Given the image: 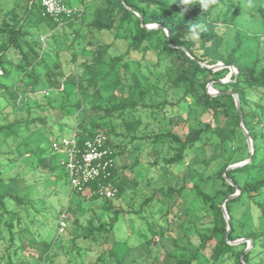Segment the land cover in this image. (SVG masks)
<instances>
[{"label": "trees", "instance_id": "16d2710c", "mask_svg": "<svg viewBox=\"0 0 264 264\" xmlns=\"http://www.w3.org/2000/svg\"><path fill=\"white\" fill-rule=\"evenodd\" d=\"M42 1L0 0V264L56 261V236L53 240L39 238V231L33 228L36 218L32 219L30 212L35 208L37 188L33 187L37 179L46 176L48 182L68 176L62 164L65 156L52 149V142L60 137L51 140L50 151L42 145L32 152L26 148L22 151L8 146L7 141L23 132L29 135L38 131L52 139L58 122L50 120L49 113L58 108L52 97L72 90V86L78 92L71 106L80 113L73 127L80 146L95 134L104 133L115 159L108 178L118 188L115 197L94 193L106 178L92 182L84 192L71 185L74 194L82 197L58 211L59 217L62 209L75 216L66 225L67 239L75 244L84 239L97 253L92 264H151L146 262L148 255H153L152 264H264V32L256 34L255 52L245 57L240 28L234 42L226 45V33L220 31L216 16L217 0H190L186 5L179 0H79V8L73 6V0H65L78 12L62 22L44 15ZM244 10L242 5H235L231 24L238 27L236 20ZM254 10L264 25V5ZM151 24L162 27L145 26ZM220 62L234 65L238 75L220 82L230 72L228 67L213 70L203 66ZM211 81L222 93H210ZM229 90L240 95L245 125L254 142L252 161L232 169L228 167L248 160L251 152ZM161 91L165 96L162 100ZM67 106L61 105L62 109ZM207 145L215 147L219 156L208 157ZM145 148H151L147 156L154 155L146 175H135L132 180L121 176L118 165L122 156L129 152L134 156L132 165L143 166L140 158ZM188 160L193 162V185L189 186L183 176L180 187H173L169 182L178 173L171 169L182 168ZM214 160L212 173L204 176ZM20 162L24 171L9 175ZM195 165L202 168L199 175L193 174ZM59 166L65 173L58 172ZM152 166H163L170 173L167 188L161 179L148 176ZM26 175L33 178L29 180ZM20 182L25 185L22 189L5 190ZM140 182L149 194L145 193L138 206L134 205L135 194L128 201L132 210L115 206L114 200L127 197ZM179 183L177 180L176 185ZM239 189L240 193L226 202L231 220L227 235L222 205ZM187 191L200 203V223L196 224L197 216L185 226L183 220L189 212L176 213L173 218L181 221L182 236L172 237V249L156 248V240L166 233L165 226H149L152 236L142 242L147 256L128 260L129 242L117 237L120 217L140 216L160 192L171 199L174 192L182 196ZM76 209L92 217L82 220L75 215ZM104 211L113 212L111 222L100 218ZM193 232L198 243L190 236ZM241 238L253 240L249 251L245 252L246 241L231 243Z\"/></svg>", "mask_w": 264, "mask_h": 264}, {"label": "rangeland", "instance_id": "374dc122", "mask_svg": "<svg viewBox=\"0 0 264 264\" xmlns=\"http://www.w3.org/2000/svg\"><path fill=\"white\" fill-rule=\"evenodd\" d=\"M3 2H6L7 0H2ZM219 2L218 4V12L216 13L217 18L219 19V23L222 26L221 32L226 33V45L230 46V43L234 42V37L236 35V32L238 28L243 33L244 38V47H243V53L245 54V57H249L251 54L255 52L256 49V42H255V36L256 34H259V32H264V25L261 21V19L256 15L255 8L259 7L260 5H264V0H225L223 3L222 0H217ZM73 6L78 5L77 0L71 1ZM236 4L242 5L245 10L239 19L236 20V23L238 27L231 24V15L232 11L235 8ZM225 45V46H226ZM227 46V47H228ZM228 49V48H226ZM142 54H140V61L141 63L145 62L143 58H141ZM151 56V55H150ZM155 59V58H154ZM170 61L167 59V62ZM169 63V62H168ZM136 65V63H135ZM138 65V64H137ZM134 66L135 68L137 67ZM145 72H147L146 67H143ZM229 74V73H228ZM227 76L224 78H221L222 80L229 82L231 79V76ZM209 91H212L211 88H209ZM182 93V91H179ZM77 88L76 91L69 90L68 92L61 94L59 96H49L52 97L53 102L57 105V110L52 109L50 114V120L58 121L62 123H66L63 126L59 124H54V131H53V138L51 139V136L49 134L43 135L42 132L38 131L32 134L27 135L25 132L21 134L20 136L16 138H10L7 143L8 146L10 144L13 146V148L21 149L22 151L26 149L32 150L36 149L38 145H42L43 148L50 151L51 146V140L57 137L61 136H70L74 133V124L76 121V118L80 117V113L78 109L73 108L71 106L73 102H75L78 98L76 97ZM158 98L157 96H155ZM164 94L161 91V95L159 98H164ZM160 100V101H161ZM68 105L66 109H62L61 105ZM89 105V104H87ZM183 115H186V111H182ZM7 145V144H6ZM150 152L151 148H145V151L141 154L140 161H142L143 166H133V159L134 156L130 155L128 153L124 154L122 158L119 160V173L121 176H127L129 180L134 179V176L136 175H146V169L151 168L149 162L154 160V155L147 156L146 152ZM206 152L208 154V157L216 158L219 156L220 152H216L215 147H212L211 145L206 146ZM42 153V151L39 152V154ZM28 157V156H27ZM159 161H161V158H158ZM214 162L210 164L209 168L204 172V176L212 173L214 167ZM193 162L191 160H188L186 162V165H184L182 168L174 167L173 170L174 173H178L176 177H174L173 181H170L169 183L172 184L173 187H180L181 185V179L183 176L187 177V184L189 186L193 185V180L190 178V167H192ZM24 163L20 162L19 165L12 168V171L9 175H14L16 172L24 171ZM193 168L194 172L193 174L199 175V171L201 166L195 165ZM58 172L65 173L64 168L59 166ZM139 173V174H138ZM25 174V172H24ZM39 174V172H38ZM170 173H167L166 168H163V166H152V170L148 174V176H152L155 179H161L164 187H168L169 184L166 183V180ZM26 178L29 180L33 178L31 175H26ZM180 181L179 184L176 185V181ZM42 181V182H41ZM144 182V181H142ZM139 183V187L136 189L129 190L127 192V197H121L120 199L114 200L115 206L124 207L125 210H132V206L128 205V201L131 199V197L135 194L134 199V205L138 206L142 198L144 197L145 193L149 194V192H144V185L143 183ZM155 183V182H153ZM24 183H12L11 186L5 187V190L14 192L17 190H20L24 187ZM37 188L35 193V208H33L30 212V216L32 219L36 218L34 221V227L39 232L37 233V236L39 238L47 239V240H53L55 237V243H54V255L57 256L55 258L54 264H92L97 257V253L93 250H90L89 247H87V243L84 239H81L80 242L74 243V241H71L67 239V226L70 225L73 217L72 214L64 213V209H62V213L59 217V209L62 205L67 206L68 204H76L80 197L74 194L73 187L70 184V179L66 175H63L61 178H58L57 181L55 180H49L46 182V176L43 177V179H37L36 184H34V189ZM135 190L138 191L135 193ZM199 201L195 199V194L193 192L187 191L185 195L179 196L177 192H174L171 199L168 197H165L163 192H160L156 195L155 200L151 203V205H146L143 208V212L140 216H130L125 215L120 217L119 222L116 224V227L118 228V235L117 237L120 238L123 242H127L126 238L130 245V250L128 252V260H131L134 257H141L146 255V247L142 245L143 240L147 236H152L150 233L149 226L153 225H164L166 228V233L164 237L159 238L156 240V248L163 247L165 249H172V237H181L182 231L180 230V223L181 221L173 218V216L176 213L185 212L186 210L189 212L183 217V221L185 222V226H188V223L192 220L197 219V216L199 217L200 209H199ZM91 206V205H90ZM95 205H93L94 207ZM92 207V208H93ZM100 207V206H98ZM101 209V208H100ZM99 210V209H98ZM102 210V209H101ZM169 211V214L166 213ZM84 210L76 209V216H79L82 218V220L88 221L87 217L91 218L92 216H86L84 215ZM90 213V212H89ZM113 212H105L104 215L100 218L104 220L105 222H111V215ZM69 217V220L67 218V226L61 230L58 229V235H56V224L59 222V220L62 217ZM88 215V214H87ZM202 218L199 217L197 225L200 223ZM45 221L47 223L45 224ZM47 225V226H45ZM120 227V228H119ZM199 227V226H198ZM190 236L195 240L196 243L199 242V239H197L196 233H190ZM66 237V238H65ZM183 242H185V238L182 239ZM243 242V241H241ZM248 245H250L249 240H247ZM128 244V243H127ZM128 245V246H129ZM61 247H63L62 250H65V253L62 254ZM163 249V250H165ZM157 250V249H156ZM160 259H162L164 252L161 251ZM60 254V255H59ZM155 254V253H154ZM36 256V253H35ZM147 256V255H146ZM37 257V256H36ZM144 257H142L140 260H143ZM153 255H148L146 262L152 264ZM50 264H53L52 262Z\"/></svg>", "mask_w": 264, "mask_h": 264}, {"label": "built area", "instance_id": "2783aa9c", "mask_svg": "<svg viewBox=\"0 0 264 264\" xmlns=\"http://www.w3.org/2000/svg\"><path fill=\"white\" fill-rule=\"evenodd\" d=\"M44 15H49L62 22L63 18L73 17L78 10L69 6L65 0H43ZM214 91V90H212ZM54 152L63 154L62 164L67 170L71 185L79 192H84L92 182L106 178L100 183L94 193L105 198H113L118 192L117 186L109 181L115 159L108 145V137L104 133H97L80 146L75 133L63 136L52 142ZM102 181V180H101ZM67 225V217L60 220V228Z\"/></svg>", "mask_w": 264, "mask_h": 264}, {"label": "water", "instance_id": "95a60500", "mask_svg": "<svg viewBox=\"0 0 264 264\" xmlns=\"http://www.w3.org/2000/svg\"><path fill=\"white\" fill-rule=\"evenodd\" d=\"M148 29H153V28H161L162 25L160 24H151V25H145ZM185 51H187L188 54H190V52L186 49V47H182ZM203 66H207V67H210L212 68L213 70H219V69H222V68H225V67H228L230 69V72L228 74V76H231L233 74L235 75H238V70L236 69V67L234 65H227L225 63H217V64H214V65H206V64H203ZM220 82H226L222 79L219 80ZM208 88H211L212 90L214 91H210V93L212 95H217V94H220L222 92L218 91L216 89V87L214 86V81H211L209 84H208ZM229 94H232L234 97H235V100H236V104H237V108H238V111L240 113V117H241V126H242V129L246 135V138H247V143H248V146H249V149H250V152H251V157L248 159V160H245V161H242V162H239V163H235V164H232L228 167V169H232V168H236V167H239V166H243L247 163H250L252 161V156L254 154V142H253V138L250 134V131L248 130V128L246 127L245 125V121H244V116H243V111H242V101H241V98H240V95L239 93L237 92H234L232 90H229L227 91ZM231 183H234L232 179L230 178H227ZM240 193V189L237 193L235 194H232L230 195L227 199H225L223 205H222V209H223V213H224V216L227 220V223H228V232H227V235L228 233L230 232L231 230V220H230V215L228 214V211H227V208H226V202L229 200V199H232L234 197H236L238 194ZM249 240L250 242V245L247 246L245 252L249 251L252 246H253V240L250 238H241V239H237V240H234V241H231V243H240L241 241H247ZM243 257V256H242Z\"/></svg>", "mask_w": 264, "mask_h": 264}, {"label": "clouds", "instance_id": "9594fccd", "mask_svg": "<svg viewBox=\"0 0 264 264\" xmlns=\"http://www.w3.org/2000/svg\"><path fill=\"white\" fill-rule=\"evenodd\" d=\"M179 2L181 3V4H189L190 3V0H179ZM201 6V8H203L204 7V5L203 4H201L200 5Z\"/></svg>", "mask_w": 264, "mask_h": 264}, {"label": "crops", "instance_id": "0c3cea01", "mask_svg": "<svg viewBox=\"0 0 264 264\" xmlns=\"http://www.w3.org/2000/svg\"><path fill=\"white\" fill-rule=\"evenodd\" d=\"M75 1H76V0H75ZM77 3H78V5H76L75 7H78V8H79V5H80L79 0H77Z\"/></svg>", "mask_w": 264, "mask_h": 264}]
</instances>
